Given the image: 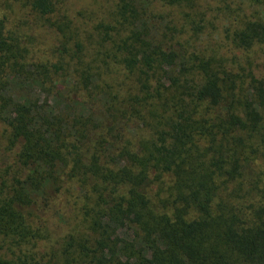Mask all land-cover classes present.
Returning <instances> with one entry per match:
<instances>
[{"label": "trees", "instance_id": "obj_1", "mask_svg": "<svg viewBox=\"0 0 264 264\" xmlns=\"http://www.w3.org/2000/svg\"><path fill=\"white\" fill-rule=\"evenodd\" d=\"M0 264H264V0H0Z\"/></svg>", "mask_w": 264, "mask_h": 264}]
</instances>
